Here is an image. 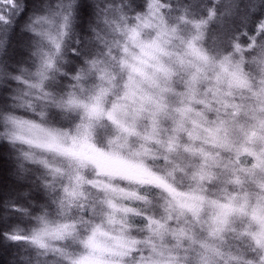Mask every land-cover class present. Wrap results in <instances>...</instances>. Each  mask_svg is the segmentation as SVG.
<instances>
[{"label": "clouds", "instance_id": "obj_1", "mask_svg": "<svg viewBox=\"0 0 264 264\" xmlns=\"http://www.w3.org/2000/svg\"><path fill=\"white\" fill-rule=\"evenodd\" d=\"M0 264H264V0H0Z\"/></svg>", "mask_w": 264, "mask_h": 264}]
</instances>
